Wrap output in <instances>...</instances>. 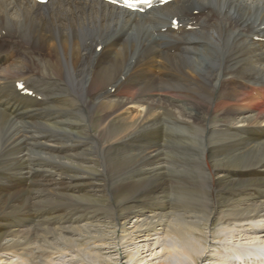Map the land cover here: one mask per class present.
Returning a JSON list of instances; mask_svg holds the SVG:
<instances>
[{"label": "bare ground", "instance_id": "1", "mask_svg": "<svg viewBox=\"0 0 264 264\" xmlns=\"http://www.w3.org/2000/svg\"><path fill=\"white\" fill-rule=\"evenodd\" d=\"M0 55V264H264V0H0Z\"/></svg>", "mask_w": 264, "mask_h": 264}, {"label": "rangeland", "instance_id": "2", "mask_svg": "<svg viewBox=\"0 0 264 264\" xmlns=\"http://www.w3.org/2000/svg\"><path fill=\"white\" fill-rule=\"evenodd\" d=\"M138 18H142L141 16H138ZM198 30H199V28H198ZM135 62V61H134ZM119 97H117L116 99H118ZM3 172V174H4V171H2ZM1 172V173H2ZM1 173H0V175H1ZM131 178L129 179V177L127 178H125V180H122V182L124 183H129V182H133V181H136L135 180V178H132V176H130ZM110 181V187H111V185H112V189H111V192H112V194H113V187H115L116 186V184L118 183L119 185H122V182L120 181V180H113V178H112V180H108V182ZM147 190H145V191H140V192H138V196H139V199L138 200H140V204H142V206H144V207H146L147 209H150L149 208V206L150 205H154V206H157V204H156V201L157 200H155V196H156V194H154V193H152V189H149V188H147V187H145ZM172 189H171V191H173L175 188L172 186L171 187ZM201 191V190H200ZM151 192V193H150ZM202 192V191H201ZM179 193H181V191H179V190H177L176 192H175V194H172V195H170V197H169V199H170V201L172 202V201H179V199L184 195V194H180V195H178ZM143 194V195H142ZM203 195H204V197H206V194L205 193H203ZM112 197V196H111ZM143 197V198H142ZM53 197H50L48 200V202H46V203H44V206H43V202L41 203V204H39V206H40V209L41 210H39V206L37 205L36 207H33L32 208V212L33 213H37V212H39V213H37V215H40V214H42L44 211H46V212H49V211H51V209H55L56 207L58 208V206L59 207H61V206H63V207H67L68 209L70 208V206L72 205V204H75L74 206H71V209H75L76 211L75 212H73L72 210H70V211H72V213L74 214V213H79V212H81V211H83L82 209V207L84 206V205H82L83 204V202L82 201H75V199L73 198V200L72 199H68V198H66V200L65 199H61V198H59V199H57V200H54L53 201V199H52ZM68 199V200H67ZM116 199V198H115ZM112 200L111 202L112 203H110V205H105V209H104V211H110V212H114V213H118L119 212V203H118V201H117V199L116 200ZM142 199V200H141ZM144 199V200H143ZM40 201V200H39ZM47 201V200H46ZM72 201V202H71ZM49 202H50V204H49ZM65 202V203H64ZM75 202V203H74ZM79 202V203H78ZM154 202V203H153ZM180 202L181 201H179V202H177V204L179 205L180 204ZM67 203V204H66ZM72 203V204H71ZM82 203V204H81ZM51 204H53L54 206H56V207H54L53 205H51ZM150 204V205H149ZM156 204V205H155ZM58 205V206H57ZM65 205V206H64ZM117 206V207H116ZM75 207V208H74ZM79 207V208H78ZM85 207V206H84ZM107 207V208H106ZM43 208L45 209V210H43ZM67 208H65L66 210H67ZM78 210H77V209ZM93 207H91V208H87L89 211L92 209ZM99 208H101L100 206H99ZM36 209V210H35ZM81 209V210H80ZM94 209V208H93ZM68 211V210H67ZM78 213L76 214V215H78ZM12 216H14V215H17L16 217L14 216V219H15V223L16 224H19V220H20V218L22 219V217H20L19 216V213H14V214H11ZM43 218V217H42ZM44 219V218H43ZM38 223V221H36L35 223H33V225L34 226H36L37 227V224ZM52 226H54V224H51ZM55 226H56V224H55ZM37 231H40V230H38V229H36ZM36 230H33V232L32 233H30V236H31V238L33 239H35V240H37L38 241V243L41 245H38L39 247H40V249H41V251H48V250H45V249H49L50 247V245H48V242L47 241H49V242H53V241H57L58 239H57V237H58V235L55 233V230L54 229H46V230H43V231H40V232H37ZM107 242L109 241L110 242V240H106ZM242 242H245V241H243L242 240ZM113 247H110V248H103L101 251H99V252H101L102 254H103V257H105V256H108L109 254L110 255H112V258H113V260H114V262H112V263H110V264H128L127 263V251H128V249H131L130 247H131V245L130 246H120V247H114V245H112ZM228 246H229V249L230 250H233L234 251V248L233 247H231V245L230 244H228ZM55 253L53 254V257H54V259L56 260V262L57 263H62V262H64L65 260H69L70 258H71V255H66V256H64L63 254H61V253H59V252H57V251H55V250H53ZM40 255H41V253H40ZM103 257H101V258H99L100 260L97 262V264H108L107 263V261H105L104 260V258ZM148 258H150L149 256H148ZM84 264H87V263H84ZM88 264H90V263H88ZM94 264H96V263H94Z\"/></svg>", "mask_w": 264, "mask_h": 264}]
</instances>
